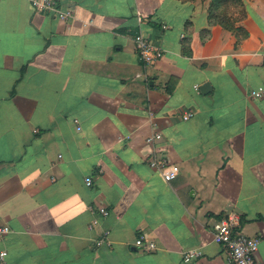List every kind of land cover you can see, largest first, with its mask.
<instances>
[{
	"label": "crops",
	"instance_id": "crops-1",
	"mask_svg": "<svg viewBox=\"0 0 264 264\" xmlns=\"http://www.w3.org/2000/svg\"><path fill=\"white\" fill-rule=\"evenodd\" d=\"M242 3L236 45L198 0H62L68 21L0 0V264H228L212 241L228 212L264 264V0Z\"/></svg>",
	"mask_w": 264,
	"mask_h": 264
},
{
	"label": "built area",
	"instance_id": "built-area-1",
	"mask_svg": "<svg viewBox=\"0 0 264 264\" xmlns=\"http://www.w3.org/2000/svg\"><path fill=\"white\" fill-rule=\"evenodd\" d=\"M31 7L36 12H42L54 16L60 21H68L74 18L73 11L70 7H62V0H28ZM163 28H166L163 25ZM135 46L139 59L144 66L153 65L160 54L156 47L152 45L149 38L142 33H138L134 37ZM198 90V87H195ZM254 98H260L264 95V89L259 88L250 92ZM192 113H184L183 120L192 117ZM78 128V127H77ZM79 129V128H78ZM161 139L160 133H153L147 137L146 142L151 146L150 156H148L147 163L150 168L155 169L161 173L163 179L169 182L178 173L179 168L175 164L168 163L165 159H159L154 156L155 148L153 146ZM85 185L90 186L92 183L91 177L85 178ZM98 212L106 217L109 212L104 207H99ZM97 224V220L93 219L89 227ZM239 224V216L235 212H228L224 219L220 220L213 229L212 241L224 247L225 259L228 264H257L255 255L258 250L260 239L258 237H249L237 230ZM9 232L7 227H0V238ZM109 231L104 232L107 238ZM103 240L99 239L96 244L99 246L103 244ZM134 245L144 252H150L155 249L152 242H144V237L140 236L134 241ZM6 255L5 252L0 254L1 259ZM201 255L199 249H188L183 252V261L188 263L191 260L198 258Z\"/></svg>",
	"mask_w": 264,
	"mask_h": 264
},
{
	"label": "trees",
	"instance_id": "trees-1",
	"mask_svg": "<svg viewBox=\"0 0 264 264\" xmlns=\"http://www.w3.org/2000/svg\"><path fill=\"white\" fill-rule=\"evenodd\" d=\"M194 1V0H182ZM238 9V16H233L230 12L231 7ZM208 21L211 25H219L223 29L231 32L237 40L236 45L240 40L247 37V33L242 27L237 26L244 16V7L242 0H210L208 9ZM240 37V39H239Z\"/></svg>",
	"mask_w": 264,
	"mask_h": 264
},
{
	"label": "rangeland",
	"instance_id": "rangeland-1",
	"mask_svg": "<svg viewBox=\"0 0 264 264\" xmlns=\"http://www.w3.org/2000/svg\"><path fill=\"white\" fill-rule=\"evenodd\" d=\"M194 1H196V0H194ZM198 1H200L208 9L210 0H198ZM230 12L232 13L233 16H238L239 15L238 9H236L234 6L230 8Z\"/></svg>",
	"mask_w": 264,
	"mask_h": 264
},
{
	"label": "water",
	"instance_id": "water-1",
	"mask_svg": "<svg viewBox=\"0 0 264 264\" xmlns=\"http://www.w3.org/2000/svg\"><path fill=\"white\" fill-rule=\"evenodd\" d=\"M209 87H210L209 83H203L200 87L201 94H206L209 90Z\"/></svg>",
	"mask_w": 264,
	"mask_h": 264
}]
</instances>
